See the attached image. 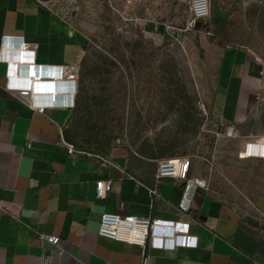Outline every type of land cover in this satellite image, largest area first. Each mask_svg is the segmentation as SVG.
Wrapping results in <instances>:
<instances>
[{
  "label": "crops",
  "instance_id": "1",
  "mask_svg": "<svg viewBox=\"0 0 264 264\" xmlns=\"http://www.w3.org/2000/svg\"><path fill=\"white\" fill-rule=\"evenodd\" d=\"M75 8L62 11L59 0H0V264H264L263 223L246 218L208 189L196 191L190 213L180 212L182 182L157 178L156 158L124 146L107 153L81 147L70 151L65 142L72 143L69 131L77 95L74 107L66 105L71 95L60 94L57 100L63 105L41 112L7 88L8 82L25 83L35 72L29 65L34 46L35 64L45 70L80 63L91 27L76 21ZM18 50L21 57L24 50L28 63L20 67L19 77L9 79L3 58L12 59L16 69ZM213 66L211 114L220 125L239 129L263 93L261 63L248 46L227 45ZM54 77L45 75L36 83L38 101L70 87H50L48 80ZM254 137L245 138L238 156L260 163L264 170V134ZM255 144L260 149L253 150ZM190 174L203 175L193 162ZM100 179L112 183L105 198L95 195ZM260 200L257 204L264 205ZM103 212L188 222L197 246L143 249L99 236ZM43 234L59 236V245Z\"/></svg>",
  "mask_w": 264,
  "mask_h": 264
},
{
  "label": "rangeland",
  "instance_id": "2",
  "mask_svg": "<svg viewBox=\"0 0 264 264\" xmlns=\"http://www.w3.org/2000/svg\"><path fill=\"white\" fill-rule=\"evenodd\" d=\"M210 1L196 28L185 1L59 0L91 27L69 137L74 148L101 153L124 146L157 161L189 156L210 192L264 224V180L253 181L264 170L238 156L247 136L264 134V90L234 137L210 111L222 48L248 46L264 75V0Z\"/></svg>",
  "mask_w": 264,
  "mask_h": 264
},
{
  "label": "built area",
  "instance_id": "3",
  "mask_svg": "<svg viewBox=\"0 0 264 264\" xmlns=\"http://www.w3.org/2000/svg\"><path fill=\"white\" fill-rule=\"evenodd\" d=\"M185 1L188 5L192 24L196 22H204L211 15V1L210 0H177ZM27 47L28 44L24 43ZM30 46V45H29ZM33 55L30 59L29 65L35 66L37 74L39 70L40 75H29L25 83L8 82L7 88L13 91L22 101L29 106L36 108L38 111L43 112L49 106L63 105L62 102L58 103L57 96L66 94L72 96L71 103H67L68 107L75 106V97L78 93V79L80 66L75 65H59L56 67L55 72L45 70L42 66L35 64L36 48H31ZM24 50H22V57L24 62L17 61L16 69H14V62L8 57H4L3 61L7 64V78L19 77V70L21 66L27 65V60L24 57ZM41 72L59 78H51L48 80L49 85L68 84L70 87L62 88L60 92H54L52 100L50 92L47 94L48 101L37 100L36 83L41 81ZM61 76V77H60ZM204 109V108H203ZM205 111V109H204ZM237 128L235 125L230 124L225 127L224 136L231 138L236 136ZM70 151L73 150L72 143L65 142ZM242 155V154H240ZM192 160L189 156L169 157L158 160L157 164V178L172 177L182 182V193L177 202V209L182 213H190L192 211L193 198L198 189H208L209 178L206 175H191ZM111 180L100 179L96 181L95 195L97 198L107 197L111 190ZM151 194L157 193L156 189L150 190ZM0 205L2 202L0 201ZM98 235L108 237L117 241H123L133 245H139L143 249H176L178 247H196L197 236L192 232L190 223L183 222L175 219H166L160 217H140L134 214H122L116 212H103L100 216ZM41 237L48 242L59 245L60 237L56 235L43 234Z\"/></svg>",
  "mask_w": 264,
  "mask_h": 264
},
{
  "label": "water",
  "instance_id": "4",
  "mask_svg": "<svg viewBox=\"0 0 264 264\" xmlns=\"http://www.w3.org/2000/svg\"><path fill=\"white\" fill-rule=\"evenodd\" d=\"M201 23H202V22H196V23H195V27H196V28L200 27V26H201ZM20 60H22V62H24V58L21 59V54H20V51L18 50V51H17V62L20 63ZM51 85H53V84L50 83V87H51Z\"/></svg>",
  "mask_w": 264,
  "mask_h": 264
},
{
  "label": "bare ground",
  "instance_id": "5",
  "mask_svg": "<svg viewBox=\"0 0 264 264\" xmlns=\"http://www.w3.org/2000/svg\"><path fill=\"white\" fill-rule=\"evenodd\" d=\"M37 72H39V70H37ZM30 75H32V76H34V75H40V73H37V74H31V73H30ZM45 75H46V74H43V73L41 72V77H43V76H45ZM46 76H51V75H48V74H47ZM60 77H61V76H60ZM58 78H59V77H58ZM51 87H52V85H51ZM52 89H53V91H55L54 88H52ZM51 91H52V90H51ZM50 93H54V92H50Z\"/></svg>",
  "mask_w": 264,
  "mask_h": 264
},
{
  "label": "clouds",
  "instance_id": "6",
  "mask_svg": "<svg viewBox=\"0 0 264 264\" xmlns=\"http://www.w3.org/2000/svg\"><path fill=\"white\" fill-rule=\"evenodd\" d=\"M37 73H39V72H37ZM52 96H53V93H50L51 100H52ZM52 101H53V100H52Z\"/></svg>",
  "mask_w": 264,
  "mask_h": 264
}]
</instances>
